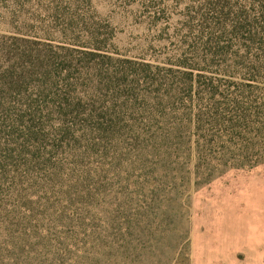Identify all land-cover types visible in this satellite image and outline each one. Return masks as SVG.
Returning a JSON list of instances; mask_svg holds the SVG:
<instances>
[{"label": "rangeland", "instance_id": "374dc122", "mask_svg": "<svg viewBox=\"0 0 264 264\" xmlns=\"http://www.w3.org/2000/svg\"><path fill=\"white\" fill-rule=\"evenodd\" d=\"M0 264H264V0H0Z\"/></svg>", "mask_w": 264, "mask_h": 264}]
</instances>
